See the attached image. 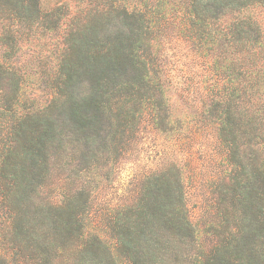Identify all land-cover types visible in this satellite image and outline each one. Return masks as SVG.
Listing matches in <instances>:
<instances>
[{"label":"trees","instance_id":"16d2710c","mask_svg":"<svg viewBox=\"0 0 264 264\" xmlns=\"http://www.w3.org/2000/svg\"><path fill=\"white\" fill-rule=\"evenodd\" d=\"M129 1L100 0L59 36L64 9L0 0L6 58L22 51L23 29L61 38L54 96L40 110L16 114L23 76L0 63V264H264V32L240 17L264 0H190L184 20L194 45L212 53L197 125L215 128L232 168L213 193L214 245L201 249L176 165L146 177L131 204L93 225L92 191L76 188L78 177L121 160L144 121L174 129L155 51L159 13L151 0L133 9ZM157 1L164 9L175 0ZM79 151L75 180L61 175L56 186L58 158Z\"/></svg>","mask_w":264,"mask_h":264},{"label":"rangeland","instance_id":"374dc122","mask_svg":"<svg viewBox=\"0 0 264 264\" xmlns=\"http://www.w3.org/2000/svg\"><path fill=\"white\" fill-rule=\"evenodd\" d=\"M151 2L149 9L159 13L153 26H158L153 29L156 30L153 31L156 32L155 51L161 72L167 79L164 92L168 100L171 126L174 129L170 132H159L144 121L121 160L107 169L99 166L97 170L85 176L80 175L75 187H87L92 191L90 203L93 225L99 228L102 227L103 217L111 210L131 204L137 198L146 177L169 165H176L183 176L192 221L199 231V244L207 253L214 245V237L208 233L214 221L213 193L218 186L227 184L232 170L215 128L210 126L201 129L197 125L201 113L200 99L210 84L212 53L209 52V45H201L199 48L190 39V31L184 21L189 19L187 7L190 0H175L164 9L158 7L157 0ZM42 4L47 11L62 8L68 15L58 33L62 36L70 23L80 20L84 11L92 10L101 3L100 0H42ZM126 6L133 9L138 7L139 3L131 0ZM240 17L255 21L264 32V6L246 10ZM22 31L23 36L19 33V38L25 44L22 51L16 50L6 58L1 41L3 39L10 42V36L0 25V63L7 60L6 62L13 64L23 76L16 111L19 116L25 112L40 110L52 100L57 51L61 49L60 37H43L27 29ZM206 38L204 37L205 42ZM4 127L5 123L0 132ZM64 157L65 154L58 158L59 161L62 160V164L53 166L51 172L56 186L63 183L57 184L59 176L71 177L72 172L80 169L81 151L76 152V158L71 152H68V159ZM68 162L72 164L63 172L62 169ZM75 178L73 175V180ZM68 185H71V181ZM50 193L52 196L53 192ZM2 248L0 245V251ZM119 262L128 264L123 258L119 259Z\"/></svg>","mask_w":264,"mask_h":264}]
</instances>
